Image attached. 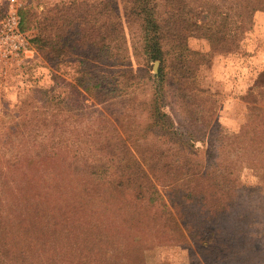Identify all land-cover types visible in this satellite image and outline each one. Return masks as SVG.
<instances>
[{"label":"trees","instance_id":"obj_1","mask_svg":"<svg viewBox=\"0 0 264 264\" xmlns=\"http://www.w3.org/2000/svg\"><path fill=\"white\" fill-rule=\"evenodd\" d=\"M256 11H264V0H61L45 6L41 11L26 8L19 12L20 29L23 33L29 31L30 27L34 29L29 44L42 60L58 66L71 62L80 65L81 75L75 80L79 89L70 87L75 94L80 95L79 90L92 96L99 92L102 93V101L106 99L109 106L120 104L129 111L144 112L145 123L135 124L132 136L127 137L129 140L135 139L132 142L133 154L129 150L132 147L117 135L116 131L121 133L123 130L120 129L121 121L116 130V118L112 117L116 122L102 116V119H97L99 124H105L102 129L110 125L119 136L121 152L115 156L117 169L122 168L126 176H130L127 177L128 182H142L139 187L132 189L134 191H126L122 196L125 198L127 194L129 199L146 201L148 205L145 208L150 210L149 217L152 214L157 224H163L162 228L172 235L171 239L182 242L190 240L197 245L205 264H230V260H241L234 264H254L264 255V228L258 229L259 235H253L257 230L253 231L251 224L249 226L243 220L248 215L237 211L241 207L239 204L235 207V199L232 197L235 192L232 194V190L222 187L224 181L226 184L228 182L227 176L233 179L234 171L223 175L226 176L224 181H218L213 173L215 170L192 159L189 149H194L196 142L202 141V138H195V132L189 129L181 132L176 122L165 112L167 86L169 82L172 83L175 98L182 105V113L192 122L201 121L195 129L200 133L206 129L202 134L205 136L208 129L216 126L214 113H211L214 109L210 112L205 109V115L200 110L196 112V109L200 103L205 102L203 97L210 98V104L215 101L205 93L206 90L198 88V69L209 65L216 55L237 51L252 29V17ZM198 41L206 44V52L189 48L190 43L196 44ZM74 55L77 56L75 60ZM131 58L135 62L140 59L143 64L139 63L134 70L122 68L123 64L130 63ZM155 61L159 65L157 74L153 75L150 66ZM95 66L98 68L93 73ZM69 93L64 91L57 99H44L46 103L54 102L56 110L50 112V115L43 111L39 113L41 121L33 127L37 130L31 136L33 145L38 143L37 135H41V129L47 128L52 121L49 118L58 120L51 132L66 128L63 126L66 123L63 115L69 110L64 107V103ZM141 93L147 94L146 98H142ZM257 98L264 105V71L257 74L245 94L239 97L247 104V111L254 116L248 121L256 123L258 126L255 127L260 128L251 133L250 138H259L256 143L264 146V106H257ZM24 104L20 102L17 106L11 105L13 114L24 112ZM37 112L30 111V120L36 118ZM27 116L28 113L24 112L23 117L26 119ZM128 117L127 113L123 116ZM22 124L23 121H12L9 127L0 125V129L9 134L14 133L13 129H18V133H21ZM245 137L243 131L235 136L236 139ZM249 142L255 143L251 139ZM108 148L114 152L111 145ZM245 148L239 150L251 151L248 145ZM48 149L50 156L54 157L56 147ZM15 161H18V157H15ZM9 167L10 160L4 164L0 162V178L3 176L6 180L0 185V264H48L52 262L49 259L51 255L61 257L60 264H81V260L70 257L75 244L70 240L60 241L56 247L46 242L38 243L37 246L32 230L37 226V230L45 236V229L54 228L52 221L48 218L42 222L43 218L37 212L40 207L37 205L38 195L34 192L33 184L36 178L33 176L27 179L21 175L18 180L7 171ZM144 167L149 173L158 172L161 178L167 180L166 189L171 187L165 190L167 198H161L160 195L154 197L158 193L150 183ZM5 189H8V194ZM243 201L249 202L248 199ZM154 209L161 210L154 213ZM89 212L92 214L91 209ZM53 214H56L57 220L54 234L62 238H67L64 233L69 228L71 234L74 232V236L83 237L84 241H90L85 242L87 245L93 246L99 242L100 235L110 238L109 234L112 233L105 231V226L99 223L100 219L82 225L76 220L79 216L73 218L68 214V208L60 212L56 210ZM260 214L264 217L262 211ZM230 215L234 217L230 221L235 222L236 226L225 229L229 223L226 217ZM149 217L144 213L136 222L140 218L147 220ZM133 218L130 216V220ZM145 230L152 229L141 225L138 227L140 233L152 236L151 231ZM223 231L226 233L225 240L220 236ZM200 232L204 234L203 237ZM138 241L140 237L133 236L132 243ZM119 246V243L115 244L118 249ZM38 252L46 253L47 257L44 259L36 256ZM87 262L92 264L89 260Z\"/></svg>","mask_w":264,"mask_h":264},{"label":"rangeland","instance_id":"obj_2","mask_svg":"<svg viewBox=\"0 0 264 264\" xmlns=\"http://www.w3.org/2000/svg\"><path fill=\"white\" fill-rule=\"evenodd\" d=\"M59 1L61 0H18V8L19 12L26 8L41 11L45 6ZM7 7V0H0V21ZM252 21V29L246 34L237 51L216 55L210 60L209 65L198 69L196 75L198 88L206 90L205 93L211 95L215 102L210 104V98L203 97L205 102L199 104L196 112L200 110L202 115H205V109L209 112L214 109L211 113H214L213 120L216 126L214 125L211 130L208 129L205 136L202 134L206 129L202 133L197 132L195 127L201 121L192 122L182 113V105L176 100V92L170 82L167 86L165 98L167 106L164 110L176 122L181 132L184 133L189 129L195 132L193 133L195 138H202V141L196 142L194 149H189L195 162L215 170L213 173L218 181H224L226 176L223 175L234 171L233 179L227 176L228 182L226 184L224 181L222 187L232 190V194L235 192L232 196L235 199V207L238 204L241 206L239 210H236L243 215H248L243 220H246L249 226L251 224L253 231L257 230V233H253L255 235L258 234V229L264 228V217L260 214L261 211L264 213V146L256 143L259 138H250V134L260 128L255 127L258 126L256 123L252 124L248 121L254 116L247 111V104L243 103L239 97L245 94L257 74L264 71V11H256ZM33 33L34 29L31 27L24 33L28 42ZM195 43L189 44L191 50L207 51L208 47L203 41ZM31 50L26 53L21 62L10 64L0 61V125L9 127L12 121L13 123L18 120L23 121L21 128L23 133L13 129L14 133L9 134L6 130L2 132L0 129L2 144L0 162L4 164L6 160H10V167L6 169L18 180L21 175H25L27 179L33 176L36 178L33 184L34 192L38 195L37 205L40 207L37 212L43 218L42 222L50 218L54 227L45 229L43 231L45 236L37 230V226L35 230H32L37 246L38 243L46 242L49 246L56 247L60 241L70 240L71 243H75L71 250L73 255L69 252L67 254L75 260H81V264H87L88 260L92 264H205L204 256L199 252L197 245L190 240L182 242L171 239L172 235L164 231L163 224H157L152 214L149 217L150 210L145 208L148 205L146 201L129 199L127 194L125 198L122 196L126 191L129 193L134 191L132 189L139 187L142 182L140 180L136 184L133 181L128 182L127 177L130 176H126L122 168L117 169L115 156L121 152L119 150L121 143L117 135H120L123 140H126V144L132 147V150L131 148L129 150L133 154L132 142L135 139L129 140L127 137L132 136L135 124L145 123L144 112L129 111L122 108L120 104L109 106L106 99L102 101L103 96L99 92L92 96L79 90L80 95L75 94L70 87L79 89L75 80L81 75L80 65L77 62L59 66L53 62L48 63L42 60L32 48ZM76 58L77 56L74 55L73 60ZM138 60L139 62H135V59L131 58L129 64H123L121 67L134 70L139 63L143 64L140 59ZM154 63L150 66L153 75L157 74L158 69V66L156 70L154 69ZM93 64H96L95 61ZM97 68L95 66L92 69L93 73H96L94 70ZM40 90L48 91V93H42ZM64 91L70 92L64 103L66 104L64 107L66 106L69 110L63 115L66 118L63 126L66 128H63V131L51 132L58 120L49 118L52 120L48 123L49 128L47 126L41 129V135H37L38 143L33 145L31 136L37 130L33 127L41 121L39 113L43 111L50 115V112L54 113L56 110L54 102L46 103L44 99H57V96H61ZM140 95L146 98L147 94ZM20 102L26 103L22 105L24 112L28 113L26 119L23 117L24 112L13 114L14 110L10 108L11 105L17 106ZM257 106L259 108L264 106L259 99ZM31 110L39 111L36 118L32 120L29 118ZM126 113L129 117L123 118ZM100 116L107 117L112 122L115 121L112 117L116 118L117 122L115 121L114 126L117 130L119 129L117 126L121 123L122 132L116 131V135L110 125L102 129L105 124H99L97 119H102ZM119 121L121 122L118 123ZM206 121H209V118H206ZM242 128L244 129L241 130ZM240 131H243L246 137L236 139L235 136ZM249 139L254 140L255 143L249 142ZM109 145L115 153L110 152ZM247 145L251 150L249 153L240 151L246 149ZM51 146L56 147L54 157L50 156V149H48ZM134 156L140 159L139 155ZM15 157H18V161H15ZM144 169L148 173L150 183L158 193L154 197L158 198L159 195L161 198L166 197L165 190L171 188L169 186L166 189L167 180L161 178L158 172L149 173L146 167ZM4 181L6 180L2 176L0 185ZM5 190L8 194V189ZM25 198L26 196L24 200ZM246 199L249 202L243 201ZM57 204H59L58 207ZM65 208H68V214L73 218L79 216L76 220L82 225L88 222L94 223L100 219L99 223L105 226V231L112 232L109 234L110 238L100 235L99 242L92 246L87 245L85 242L90 243V241H84L83 237L78 238L76 234L74 236L73 231L71 234L69 228L68 232L64 233L67 238L54 234L53 229L57 227V220L56 214L53 213ZM255 208L260 210L258 214V209L255 211ZM90 209L92 214L89 212ZM160 210L152 211L158 213ZM144 213L149 219L140 218L136 222V219ZM130 216L135 218L130 220ZM226 218L229 223L226 227L224 226L225 229H232L235 222L230 220L234 217L230 215ZM140 225L143 228H151L152 230L145 231H151L152 236H148L149 233H140L138 231ZM200 233L203 237L204 234ZM135 235L140 237V241L132 243ZM220 236L225 240V231L220 233ZM116 243L120 244L119 249L115 247ZM125 245H127L126 248ZM36 256L44 259L47 257L43 252L36 253ZM51 257L49 259H52V262L48 264H60L61 257L53 255ZM230 261V264H234L241 260ZM246 263L241 262V264ZM253 263L264 264V255Z\"/></svg>","mask_w":264,"mask_h":264},{"label":"built area","instance_id":"obj_3","mask_svg":"<svg viewBox=\"0 0 264 264\" xmlns=\"http://www.w3.org/2000/svg\"><path fill=\"white\" fill-rule=\"evenodd\" d=\"M8 7L0 21V61L21 62L32 51L25 34L20 29L18 0H7Z\"/></svg>","mask_w":264,"mask_h":264},{"label":"water","instance_id":"obj_4","mask_svg":"<svg viewBox=\"0 0 264 264\" xmlns=\"http://www.w3.org/2000/svg\"><path fill=\"white\" fill-rule=\"evenodd\" d=\"M158 66V62L156 61L155 63H154V69L156 70V67Z\"/></svg>","mask_w":264,"mask_h":264}]
</instances>
